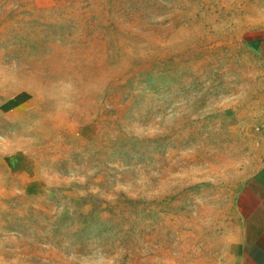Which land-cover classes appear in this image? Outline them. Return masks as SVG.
Listing matches in <instances>:
<instances>
[{
  "label": "rangeland",
  "instance_id": "1",
  "mask_svg": "<svg viewBox=\"0 0 264 264\" xmlns=\"http://www.w3.org/2000/svg\"><path fill=\"white\" fill-rule=\"evenodd\" d=\"M259 24L264 0H0V264H229Z\"/></svg>",
  "mask_w": 264,
  "mask_h": 264
},
{
  "label": "crops",
  "instance_id": "2",
  "mask_svg": "<svg viewBox=\"0 0 264 264\" xmlns=\"http://www.w3.org/2000/svg\"><path fill=\"white\" fill-rule=\"evenodd\" d=\"M253 52L264 59V24L244 32ZM235 202L236 226L230 231L229 264H264V147Z\"/></svg>",
  "mask_w": 264,
  "mask_h": 264
}]
</instances>
